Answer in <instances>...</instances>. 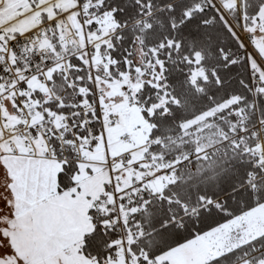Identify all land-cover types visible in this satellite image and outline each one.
<instances>
[{"label": "snow or ice", "instance_id": "6c2138e0", "mask_svg": "<svg viewBox=\"0 0 264 264\" xmlns=\"http://www.w3.org/2000/svg\"><path fill=\"white\" fill-rule=\"evenodd\" d=\"M0 264H264V0H0Z\"/></svg>", "mask_w": 264, "mask_h": 264}]
</instances>
